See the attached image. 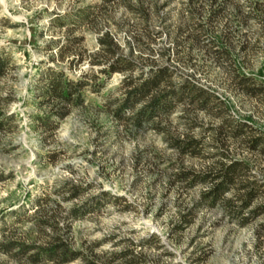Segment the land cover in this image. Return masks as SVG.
Returning a JSON list of instances; mask_svg holds the SVG:
<instances>
[{
    "label": "rangeland",
    "instance_id": "374dc122",
    "mask_svg": "<svg viewBox=\"0 0 264 264\" xmlns=\"http://www.w3.org/2000/svg\"><path fill=\"white\" fill-rule=\"evenodd\" d=\"M145 1L159 7V14L153 13L150 21L153 50L142 52L134 46V54L157 58L163 50L169 51L166 57L173 67L215 90L232 112L264 130V105L232 85L225 63L205 55V46H176L171 33L186 15L189 0ZM128 3L137 5L138 0H0V50L10 59L0 77V109L7 116L0 128V241L20 238L44 243L49 236L61 234L73 246L86 249L105 239L94 248L102 253L131 246V240L156 232L172 254L154 246L143 248L159 256L161 264H264V226L260 225L264 213L240 226L221 217L218 209H203L189 226L175 230L180 212L204 185L171 184V173L180 163L201 168L209 158L184 157L172 164L175 155L161 133L151 126L134 132L127 122L116 119L112 100L121 95L123 73L115 72L99 90L86 84L81 104L71 106L58 120L51 118L53 127L44 124L43 118L62 103L46 101L48 96L41 94L46 83L43 73L52 67L78 80L86 72L97 71L101 66L92 68L91 61L99 59L95 55L100 49L98 37L106 30L126 53L127 41L135 42L134 35L143 28ZM89 5L95 20L69 22L71 14ZM226 12L212 25L214 35L234 31L237 61L243 70L264 80V0H228ZM242 42L248 43V51L241 50ZM180 112L178 107L172 113L174 123ZM182 128L177 125L176 129ZM252 157L254 171L264 173V155ZM66 180L86 187L79 198L66 199ZM103 191L125 200L103 199L85 217H67L74 203H85ZM55 211L61 230L38 226L37 219H47ZM0 264L26 263L0 251Z\"/></svg>",
    "mask_w": 264,
    "mask_h": 264
},
{
    "label": "trees",
    "instance_id": "16d2710c",
    "mask_svg": "<svg viewBox=\"0 0 264 264\" xmlns=\"http://www.w3.org/2000/svg\"><path fill=\"white\" fill-rule=\"evenodd\" d=\"M227 3L228 0H189L186 15L171 34L177 47L182 48L187 43L191 49L205 46V55L225 63L224 69L232 85L242 93L254 96L264 105V80L243 70L234 56L232 40L236 33L223 30L214 35L212 30L214 22L226 15ZM92 7L89 5L77 10L70 15L69 22L82 24L95 20ZM128 7L135 16L141 18L139 20L143 28L134 35L136 44L127 41L126 53L121 51V44L115 35L106 30L98 37L100 49L95 55L99 59L91 61L92 68L95 64L101 66L97 71L86 72L78 80L70 79L64 72L52 67L43 73L46 83L40 88L41 94L48 96L46 101L57 99L62 103L43 118L44 124L53 127L55 124L51 118L58 120L68 114L71 106L81 104L86 84L95 90L102 89L115 72H121L125 75L119 86L122 92L112 100V113L116 119L127 122L134 132H141L151 126L161 133L166 147L175 155L170 160L172 164L184 157L206 155L209 158V162L201 168L180 163L178 170L171 173V184L179 181L189 188L204 185L193 203L180 212L179 220L174 225L175 230L185 229L203 209H218L221 217L229 218L240 226L250 223L264 213V173L254 171L252 157L257 153L264 155V130L250 119L232 112L226 99L215 90L199 84L173 67L166 57L169 51L163 50L157 58L152 55H135L134 46H139L142 52L153 50L151 42L154 40V32L150 28V21L153 13L159 14V7L145 0H138L137 5L128 3ZM70 44L61 46L59 53L62 54ZM241 48L248 51V43L242 42ZM192 58L190 52L189 59ZM9 62L6 51L0 50V77L7 71ZM178 107L181 112L174 123L171 115ZM6 117V113L0 109V128L4 126ZM177 125L183 127L182 131H177ZM63 188L69 192L66 199L71 200L79 198L86 189L72 180H66ZM107 198L113 201L125 200L123 196L112 194L111 191H103L100 196L85 203H74L67 217L83 218ZM37 222L40 227L49 225L55 232L63 228L59 225L56 211L47 219H37ZM260 225L264 226V223ZM104 240L82 249L73 246L72 241L61 234L49 236L44 243L9 238L0 241V251L24 259L26 264H69L76 260L81 261L77 264H161L160 257L145 251L144 246L162 248L165 254H172L156 232L140 241L131 240V246L127 245L120 250L96 252L95 246ZM138 246L140 249H137Z\"/></svg>",
    "mask_w": 264,
    "mask_h": 264
}]
</instances>
